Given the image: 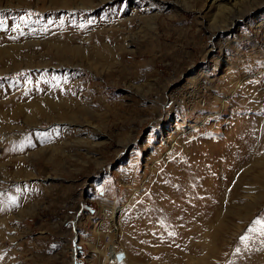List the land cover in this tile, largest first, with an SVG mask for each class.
I'll list each match as a JSON object with an SVG mask.
<instances>
[{
  "label": "rangeland",
  "instance_id": "obj_1",
  "mask_svg": "<svg viewBox=\"0 0 264 264\" xmlns=\"http://www.w3.org/2000/svg\"><path fill=\"white\" fill-rule=\"evenodd\" d=\"M0 22V264L128 253L105 211L126 216L147 192L149 157L167 155L175 135L209 136L204 102H164L194 78L211 103L231 100L205 111L215 144L245 111L250 133L194 250L129 264H264V0H0ZM126 171L140 178L126 183ZM17 186L27 191L12 206Z\"/></svg>",
  "mask_w": 264,
  "mask_h": 264
},
{
  "label": "bare ground",
  "instance_id": "obj_2",
  "mask_svg": "<svg viewBox=\"0 0 264 264\" xmlns=\"http://www.w3.org/2000/svg\"><path fill=\"white\" fill-rule=\"evenodd\" d=\"M228 23H226L225 28L234 24L232 21ZM195 79H192L191 87L189 86L188 91L180 99L172 95L167 96L166 91L163 92L165 95L164 102L176 105L178 109L192 103V108L198 110L201 108V103L204 102L205 108L203 111L205 116L203 115L204 122L201 127L203 131L208 132L209 136L197 142H185L186 139L182 138L181 135H175L173 147L167 150V152L169 151L167 155L154 153L149 157L147 171L150 173V179L147 186H145L147 192L144 194L137 192L138 200L133 201L134 203L127 207L126 210L129 211L126 216L121 221H117V209L114 208L111 214L106 209L105 213L111 215L113 222L117 224V228L122 229L123 240L128 251V253H125L110 249V252H108L107 249L106 258L110 264H129V261L133 259L141 257L144 259L148 256L164 258L176 253L180 255V252L184 255L194 250L195 238L199 236L198 230L210 222L212 215L218 209V195L222 184L219 182V178L228 175L233 167V159L236 160L239 152L243 149L246 135L250 133V129L245 127L248 112L241 111L244 116L233 119L229 123L226 133H223L225 136L221 139L220 144H215L214 142L218 140L213 138L214 129L211 128L212 126L207 125L214 115L208 116L205 111L211 105H213V112L215 113L225 111L226 108L228 109L230 97L229 100L215 98L216 103H211V99L206 100L203 97L204 93H201L200 87L196 86ZM240 82L236 81L234 84L235 90L236 85ZM54 88L56 92L61 91L60 88ZM62 91H66V89L64 88ZM236 94L237 92H234L233 95ZM235 99H232V101H235ZM233 109L235 110L234 107ZM157 113V118L153 121L154 132L163 133L161 123L167 121L165 118L169 117V114L166 110H162V107ZM221 115L218 117H221ZM184 122H187V120H184ZM220 130L218 128L217 134L220 133ZM208 142L212 146L218 145L219 148L213 151ZM137 176L133 171H126L123 178L127 180L126 183H133L134 178H137ZM109 240L111 242L112 238L109 237Z\"/></svg>",
  "mask_w": 264,
  "mask_h": 264
},
{
  "label": "snow or ice",
  "instance_id": "obj_3",
  "mask_svg": "<svg viewBox=\"0 0 264 264\" xmlns=\"http://www.w3.org/2000/svg\"><path fill=\"white\" fill-rule=\"evenodd\" d=\"M0 30H3V23L0 22ZM27 191V187H20V186H17V196H9L8 197V202L12 205V206H18V199L23 196L24 192ZM256 224H260L261 221L258 219L257 221H255ZM242 240L243 239H246V237H242L241 238Z\"/></svg>",
  "mask_w": 264,
  "mask_h": 264
}]
</instances>
